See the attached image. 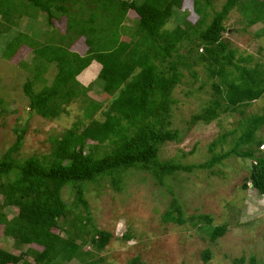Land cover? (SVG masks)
<instances>
[{"label":"trees","instance_id":"obj_1","mask_svg":"<svg viewBox=\"0 0 264 264\" xmlns=\"http://www.w3.org/2000/svg\"><path fill=\"white\" fill-rule=\"evenodd\" d=\"M184 1L144 0L139 5L134 0H0V35L9 32L17 19H35L38 13L46 15L52 27L54 20L65 18L67 22L64 33L53 29L46 42L18 34L5 48L3 56L9 61L23 47L33 53L34 69L25 62L18 64L36 73L24 85L32 114L51 121L59 119L74 100L88 101L85 96L95 81L102 84L111 100L104 121L94 119L102 105L89 101L84 112L85 120H92L89 126L75 123L62 138L51 141V152L43 157L15 158L27 133V129L16 130V142L0 159V226L17 246L38 245L42 250L28 249L15 255L0 248V264H96L94 252L105 250L113 236L92 224L84 185L109 178L120 190L122 173L132 169L150 171L164 180L192 173L195 168L212 169L236 157L251 161L243 188L248 190L251 184L264 199V140L258 138L264 114L245 117L244 111L264 95V67L241 65L251 62L248 57L235 61L237 51L224 39L228 32L225 22L234 9L242 12L248 27L264 22V0H226L218 12L213 9V0H193L198 20L165 29L173 10L182 8ZM209 8L213 14L210 23ZM130 11L137 15L132 27L127 24ZM81 39L87 47L84 55L72 51ZM96 65L98 72L93 69ZM198 67L208 79L200 90L209 80L214 82L209 103L193 117L192 125L209 124L225 114H241L243 118L236 129L210 146L213 157L208 163L161 162L162 147L181 141L180 131L171 121L177 103L174 90L183 82L184 71L190 82L197 83ZM51 68L56 70L54 74ZM50 70L55 77L47 85L44 75ZM39 81L45 86L36 91ZM5 110L0 100V116ZM229 136L234 137L231 148L215 154L214 149L228 144ZM106 144L109 151L100 153ZM66 187L74 190V207H83L87 216L77 214L70 219L72 210L62 196ZM7 208L17 210L14 218L9 219ZM200 220L207 224L204 231L212 241L227 233V226L211 227L210 217ZM60 221L70 227L67 238L54 233L60 229ZM164 221L185 223L177 202ZM87 245L91 252L83 251ZM204 260H209L208 253ZM130 264L141 263L133 260Z\"/></svg>","mask_w":264,"mask_h":264},{"label":"rangeland","instance_id":"obj_2","mask_svg":"<svg viewBox=\"0 0 264 264\" xmlns=\"http://www.w3.org/2000/svg\"><path fill=\"white\" fill-rule=\"evenodd\" d=\"M134 1H138L139 5L144 4V0ZM225 1L213 0V9L220 11ZM173 11V17L165 26L167 30H173L187 20L191 23L198 20L193 0H185L182 8H175ZM208 11L211 14L208 17L210 23L213 19L212 9L209 8ZM135 18L136 13L130 11L127 24L134 26L132 22ZM16 22L9 32L0 35V100L6 109L5 114L0 116V159L16 142V130L27 129L24 145L14 155L15 158L23 160L34 155H49L51 141L62 138L75 123L83 122L89 126L92 120H85L84 112L91 101L102 105L94 119L104 121V112L111 100L104 94L102 84L95 81L85 96L88 101L84 102V98L74 100L66 106V113L59 119L51 121L32 114L24 85L36 75L33 70H29L34 65L33 53L23 47L9 61L3 56L5 48L18 34L29 35L39 43L46 42L47 35H51L53 29L64 33L67 22L65 18L54 20L52 27L42 13H38L35 19L23 16ZM225 25L228 32L224 39L237 51L235 61L240 56L248 57L251 62L241 65L250 68L257 65L264 67V22L248 27L242 12L234 9ZM72 51L84 55L87 51L84 39L78 40ZM19 62H25L29 67L24 68L18 65ZM93 69L98 72L97 65ZM51 70L53 74L56 71L52 68ZM51 70L44 75L47 85L55 77L50 73ZM197 71L200 73L197 83L190 82L192 79L184 71L183 82L174 90L177 103L172 108L171 121L173 128L180 131L181 141L167 143L162 147L159 154L161 162L174 160L191 166L208 163L213 157L210 146L219 141L223 134L236 129L243 118L241 114H225L209 124L197 122L192 125L193 117L209 103L211 85L214 82L209 80L208 85L200 90L203 81L208 79L202 67H198ZM90 82L91 76L87 80V83ZM44 86L39 81L34 89L40 91ZM244 111L245 117L263 115L264 95ZM258 138L264 140V126L258 132ZM233 139L234 137L229 136L228 144L214 149L215 154L229 150V143ZM109 149L110 145L106 144L100 147V153ZM261 151L264 153V146ZM250 168L251 161L231 157L212 169L195 168L192 173H179L165 177L164 180L150 171H125L121 176L120 190L109 178L102 182L85 184V198L89 203L92 224L113 236L105 250L94 252L93 261L96 264H130L133 260H138L141 264H264V199L251 184L248 190L243 188ZM62 196L72 210L70 219L77 214L87 216L83 207H74L75 193L71 187H66ZM175 202L179 204L184 224L164 221L165 214L174 209ZM5 211L9 219L17 214V210L13 208ZM202 216L212 219L211 227L227 226V233L212 241L204 231L207 224L200 220ZM69 230L70 227L60 221V229L54 230V233L67 238ZM0 248L15 255L25 254L28 249L42 250L38 245L17 246L4 235L1 226ZM83 248L84 252L92 251L90 245ZM207 253L209 260L205 261ZM241 259L244 260L242 263L239 262ZM29 260L33 261V258L29 257ZM71 264H77V261Z\"/></svg>","mask_w":264,"mask_h":264}]
</instances>
